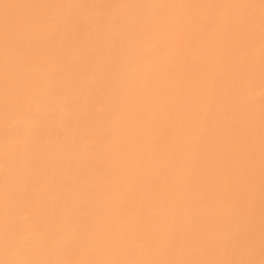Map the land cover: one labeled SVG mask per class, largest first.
<instances>
[{"label": "snow or ice", "instance_id": "1", "mask_svg": "<svg viewBox=\"0 0 264 264\" xmlns=\"http://www.w3.org/2000/svg\"><path fill=\"white\" fill-rule=\"evenodd\" d=\"M0 9V264H264V0Z\"/></svg>", "mask_w": 264, "mask_h": 264}, {"label": "bare ground", "instance_id": "2", "mask_svg": "<svg viewBox=\"0 0 264 264\" xmlns=\"http://www.w3.org/2000/svg\"><path fill=\"white\" fill-rule=\"evenodd\" d=\"M3 2L23 3V2H29V0H3ZM31 2H38V0H31ZM48 2L72 3V2H90V0H48ZM102 2L122 3V2H127V0H102ZM142 2L161 3V2H172V0H142ZM189 2H224V0H189ZM238 2L258 3L259 0H238ZM2 16H3V10L0 9V17ZM258 91L259 89H257V93Z\"/></svg>", "mask_w": 264, "mask_h": 264}]
</instances>
